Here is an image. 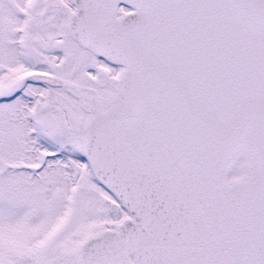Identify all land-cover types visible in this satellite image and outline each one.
I'll return each mask as SVG.
<instances>
[{
	"label": "snow or ice",
	"instance_id": "obj_1",
	"mask_svg": "<svg viewBox=\"0 0 264 264\" xmlns=\"http://www.w3.org/2000/svg\"><path fill=\"white\" fill-rule=\"evenodd\" d=\"M0 264H264V0H0Z\"/></svg>",
	"mask_w": 264,
	"mask_h": 264
}]
</instances>
